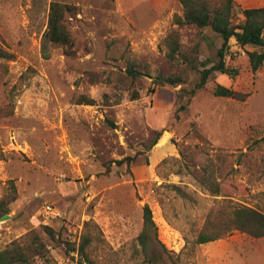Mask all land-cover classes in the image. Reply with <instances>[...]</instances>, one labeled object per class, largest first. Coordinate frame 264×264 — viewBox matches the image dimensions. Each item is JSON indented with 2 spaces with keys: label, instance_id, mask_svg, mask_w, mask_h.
I'll return each instance as SVG.
<instances>
[{
  "label": "rangeland",
  "instance_id": "rangeland-1",
  "mask_svg": "<svg viewBox=\"0 0 264 264\" xmlns=\"http://www.w3.org/2000/svg\"><path fill=\"white\" fill-rule=\"evenodd\" d=\"M52 2L71 47L44 39ZM181 12L177 0H0V50L10 56L0 58V199L9 181L17 191L0 251L19 246L24 264H86L77 253L86 240L94 264H151L136 240L147 205L163 264H264V239L236 230L194 243L220 208L264 212V63L252 72L246 53L255 49L230 40L226 62L238 75L215 73L177 114L176 91L198 74L176 87L152 80L172 71L164 39ZM178 33L199 44L201 61H217L216 34ZM129 64L145 76L130 78ZM216 84L249 97H214ZM126 157L135 162L115 165Z\"/></svg>",
  "mask_w": 264,
  "mask_h": 264
},
{
  "label": "trees",
  "instance_id": "trees-1",
  "mask_svg": "<svg viewBox=\"0 0 264 264\" xmlns=\"http://www.w3.org/2000/svg\"><path fill=\"white\" fill-rule=\"evenodd\" d=\"M182 12L175 16L176 29L167 34L164 39L167 48L166 59L172 69L167 75H158L152 80L153 88L184 84L189 79V73L198 74V80L189 91L179 89L175 93L177 104L176 113L188 109L190 100L198 90L203 89L213 79L215 73L226 75L233 80L238 71L235 67L227 64L226 56L230 53V40L241 49L252 47L255 50L247 52L249 65L252 72H256L264 63V7L241 8L235 0H177ZM64 18L63 7L55 2L50 3L47 17L44 39L47 42L72 46V40L62 21ZM192 28L194 30L209 29L221 40V46L217 50V61L209 59L201 61L199 58V44L185 46L180 39L178 30ZM0 58L8 59L10 56L0 50ZM210 65L209 67H207ZM126 74L132 78H139L145 74L132 64L126 68ZM214 97L232 99L244 102L249 93L234 91L231 88L216 84L212 90ZM84 104L90 105L91 103ZM161 133L157 132L154 146ZM264 142V137L260 139ZM135 162V157H126L114 161L116 166L126 165L129 167ZM107 165L105 174L110 171ZM9 193L0 199V218L10 213V205L17 199V191L14 183H8ZM175 190L177 187L172 186ZM239 231L254 239H264V212L246 205H234L219 209L207 215L200 231L197 233L194 243L202 245L219 240L232 231ZM51 234L52 232L48 230ZM137 244L140 252L148 263L163 264L165 249L157 240V227L153 221L152 213L146 205L142 209V230L137 236ZM87 241L84 240L79 246L77 253L84 259L86 264L92 263L85 254ZM41 250L43 245L40 244ZM73 250V249H71ZM28 257L23 250L16 245L0 251V264H24Z\"/></svg>",
  "mask_w": 264,
  "mask_h": 264
},
{
  "label": "water",
  "instance_id": "water-1",
  "mask_svg": "<svg viewBox=\"0 0 264 264\" xmlns=\"http://www.w3.org/2000/svg\"><path fill=\"white\" fill-rule=\"evenodd\" d=\"M9 219V216H4V217H2L1 219H0V221L2 222V221H5V220H8Z\"/></svg>",
  "mask_w": 264,
  "mask_h": 264
}]
</instances>
